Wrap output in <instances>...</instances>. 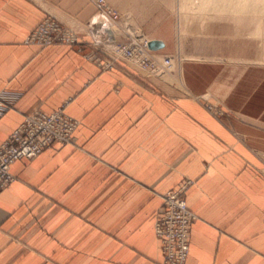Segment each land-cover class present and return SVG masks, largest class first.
<instances>
[{
    "label": "crops",
    "instance_id": "crops-1",
    "mask_svg": "<svg viewBox=\"0 0 264 264\" xmlns=\"http://www.w3.org/2000/svg\"><path fill=\"white\" fill-rule=\"evenodd\" d=\"M111 1L123 25L158 2ZM96 13L91 0H0V143L34 109L79 121L73 143L11 164L0 264H161L155 216L186 181L185 264H264V65L184 50L158 78L103 69L87 45L25 42L46 16L90 40Z\"/></svg>",
    "mask_w": 264,
    "mask_h": 264
},
{
    "label": "built area",
    "instance_id": "built-area-1",
    "mask_svg": "<svg viewBox=\"0 0 264 264\" xmlns=\"http://www.w3.org/2000/svg\"><path fill=\"white\" fill-rule=\"evenodd\" d=\"M104 22L87 24L90 40H83L80 34L65 26L52 16L42 19L26 38V43L45 47L52 44H67L90 48L89 59L94 60L103 69L112 68L117 61H125L148 76L161 78L171 71V55H162L157 59L156 51L148 47V40L121 26L120 15L105 0H91ZM95 15V16H96ZM119 26L117 31L111 25ZM95 35V36H94ZM99 55V58L94 56ZM5 106L0 105V113ZM214 114L218 109L208 106ZM79 121L69 116L64 106L53 112L34 109L23 115L21 123L0 143V193L11 183L13 176L10 166L21 159L31 160L52 143L66 145L75 140V131ZM184 182L176 190L163 196L161 208L157 211L154 232L159 242L162 256L161 264H185L189 252V236L196 215L187 207L183 193L189 185Z\"/></svg>",
    "mask_w": 264,
    "mask_h": 264
},
{
    "label": "rangeland",
    "instance_id": "rangeland-1",
    "mask_svg": "<svg viewBox=\"0 0 264 264\" xmlns=\"http://www.w3.org/2000/svg\"><path fill=\"white\" fill-rule=\"evenodd\" d=\"M157 1V4L150 7L147 11H134L131 16L132 21H128L126 25H123V22H121L120 25L128 26L127 28L131 32L149 39V41L153 40L152 38H162L173 41L175 43V51L172 54H176L179 51L181 58L187 56L183 51L189 50L196 53V56L198 55V57H203L204 59L216 58L223 61L264 65V10H262L264 9V2H262L264 0H247L250 4H248L246 0H211V2L208 0V10H213L215 13L214 15H207L204 11L203 13L200 11L196 12L194 15L189 12L188 14L184 12L182 13V21L178 18L179 13H177L176 9L179 1L182 2L183 0ZM202 1L203 0H200L201 3ZM106 2H108L109 6L119 15L124 14L119 4L111 0H107ZM236 2L238 5H236ZM243 3L245 6H243ZM257 3L260 5L258 6ZM246 5L248 6L246 7ZM242 6L246 7L248 10ZM257 7L259 10L256 9ZM236 8L238 10H236ZM239 9L242 10L239 11ZM244 9L246 12H244ZM232 11L234 13H232ZM217 12H221V14L219 15ZM225 12L226 14H224ZM243 13H246V17L243 16ZM235 15L237 16L235 17ZM255 15L256 17H254ZM157 17H161L162 19L155 20ZM181 22L185 25V29L181 28ZM259 22H261V24ZM252 25L254 26L252 27ZM179 38L181 47L177 50L176 42ZM156 54L157 56L164 55L160 51L156 52ZM172 54L170 55L175 64L177 61V54ZM232 56H235L234 58H236V60L229 58Z\"/></svg>",
    "mask_w": 264,
    "mask_h": 264
},
{
    "label": "bare ground",
    "instance_id": "bare-ground-1",
    "mask_svg": "<svg viewBox=\"0 0 264 264\" xmlns=\"http://www.w3.org/2000/svg\"><path fill=\"white\" fill-rule=\"evenodd\" d=\"M210 2H211V0H209ZM209 1L208 0H203L202 1V3L200 2V0H183L182 2H180L179 1V4H178V6H177V13H179V19H180V21H182L183 20V15H182V13H186L187 12V14H188V12L189 13H192V15H194L196 12H202L203 13V11H204V13H206L207 15H214L215 13H214V11L212 10V11H209L208 10V4H209ZM259 1V0H258ZM230 2V1H229ZM228 2V3H229ZM232 2V1H231ZM239 2V1H238ZM241 2V1H240ZM245 2V1H244ZM246 2H247V0H246ZM257 2V1H256ZM261 2V1H260ZM259 2V3H260ZM262 2H264V1H262ZM235 3V2H234ZM237 3V2H236ZM248 3V2H247ZM244 4V3H243ZM242 4V5H243ZM248 4H250V3H248ZM255 4V3H254ZM253 4V5H254ZM261 4V3H260ZM259 4V5H260ZM231 6H233L232 4H230ZM236 5H238V3L236 4ZM252 5V6H253ZM257 5H258V3H257ZM258 5V6H259ZM264 5V4H263ZM227 6V5H226ZM243 6H245V4L243 5ZM242 6V7H243ZM248 5H246V7H247ZM246 7H243V8H245V9H247ZM240 8V7H239ZM252 8H255V7H252ZM222 9V8H221ZM233 9V8H232ZM244 9V12H246V10ZM256 9H258L259 10V8L257 7ZM261 9V8H260ZM208 10V11H207ZM230 10H231V8H230ZM236 10H238L237 8H236ZM235 10V11H236ZM240 10H242V9H239V11ZM248 10V9H247ZM250 10H251V7H250ZM262 10H264V9H262ZM218 11H220V10H218ZM234 11V10H233ZM232 11V13H234ZM227 12V11H226ZM226 12L224 13V14H226ZM256 12V11H255ZM217 13H219V15L221 14V12H217ZM239 13V12H238ZM242 13V12H241ZM257 13H259V12H257ZM199 14H201V13H199ZM222 14H223V11H222ZM236 14V13H235ZM244 14V13H243ZM246 14V13H245ZM245 14L243 15V16H245ZM254 14V13H253ZM262 14V13H261ZM241 15V14H240ZM178 16V15H177ZM186 16V15H185ZM205 16V15H204ZM229 16H231V15H229ZM237 15H235V17H236ZM251 16V15H250ZM232 17H233V15H232ZM246 17V16H245ZM254 17H256V15L254 16ZM262 17V16H261ZM249 18V17H248ZM260 18V17H259ZM93 22H96V23H99V22H104V19H103V17L100 15V14H98V15H96L95 17H94V19H93ZM185 22V21H184ZM264 22V21H263ZM248 23H249V21H248ZM260 24H261V22H259ZM250 24V23H249ZM253 24V23H252ZM251 25V24H250ZM263 25H264V23H263ZM183 26H184V28H185V25L181 22V28L183 29ZM254 25H252V27H253ZM258 26V25H257ZM260 26V25H259ZM110 28H112L113 30H115V31H117V29H119V26L118 25H116V24H113V25H111L110 26ZM262 28V27H261ZM261 31V30H260ZM264 32V31H263ZM95 36V35H94ZM148 40V42H149V39H147ZM178 46H179V40H178ZM233 55V54H232ZM235 57V56H234ZM233 56L232 57H229V58H231V59H233L234 58ZM179 58H180V56H179ZM157 59L158 60H162V55H158L157 56ZM171 59H172V67H171V70L173 69V66H174V61H173V58H172V56H171ZM170 72V71H169Z\"/></svg>",
    "mask_w": 264,
    "mask_h": 264
},
{
    "label": "water",
    "instance_id": "water-1",
    "mask_svg": "<svg viewBox=\"0 0 264 264\" xmlns=\"http://www.w3.org/2000/svg\"><path fill=\"white\" fill-rule=\"evenodd\" d=\"M164 46V43L163 41L161 40H156V39H153V40H150L148 42V47L151 49V50H158L160 48H162Z\"/></svg>",
    "mask_w": 264,
    "mask_h": 264
}]
</instances>
